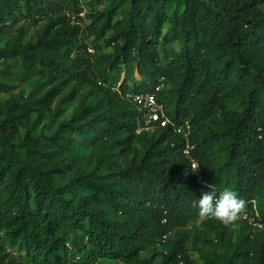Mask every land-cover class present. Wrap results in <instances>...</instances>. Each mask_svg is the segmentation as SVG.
Returning <instances> with one entry per match:
<instances>
[{"label": "trees", "instance_id": "trees-1", "mask_svg": "<svg viewBox=\"0 0 264 264\" xmlns=\"http://www.w3.org/2000/svg\"><path fill=\"white\" fill-rule=\"evenodd\" d=\"M80 12V0H0V25L16 13L45 22L36 42L23 44L20 32L11 46L0 48V58L20 59L30 71L47 68L65 82L84 81L92 65L71 57L73 49L86 47L80 26L72 22ZM105 16L107 29L114 30L109 66L134 62L150 80L130 90L108 84L104 76L107 86H98L97 104L83 106L74 123L61 124L49 137L33 134L28 116L35 110L12 101L0 119V228L38 264H92L101 258L153 264L155 255L143 260L140 255L157 245L167 248L163 264H198L190 258L188 234L177 230L196 219L216 221L199 215L202 192L211 190L209 185L217 195L235 190L251 213L264 185V0H126ZM161 37L182 41L163 67ZM167 79L175 83L173 110L163 91L159 100L174 121H190L192 154L204 185L193 175L183 139L171 127L157 128L152 137L138 134L140 112L123 97L128 91H154ZM233 102L239 108H231ZM208 121L215 127L205 134ZM20 125L27 130L16 143ZM78 131L93 132L132 157L112 165L102 157L97 169L110 168L109 174L77 172L58 184L59 159ZM143 140L141 151L132 148ZM257 208L264 219V207ZM240 222L248 232L221 264H264V232ZM75 232L82 235L77 251L68 245ZM217 237L229 238L225 232ZM8 255L0 245V264H13ZM203 264L218 263L214 258Z\"/></svg>", "mask_w": 264, "mask_h": 264}, {"label": "rangeland", "instance_id": "rangeland-1", "mask_svg": "<svg viewBox=\"0 0 264 264\" xmlns=\"http://www.w3.org/2000/svg\"><path fill=\"white\" fill-rule=\"evenodd\" d=\"M126 0H80L82 12L79 17H74L73 23L80 26L79 37L85 48H75L71 53V57L84 58L85 66L92 65V69L88 70L87 78L82 82H65V77H54L47 68L36 66L33 71L28 70L20 59L9 57L0 58V119L4 117L12 101L27 103L35 110L29 114V124H34L33 134L52 136L58 127L67 122L74 123V116L82 113L83 106L93 108L98 101L96 95L97 88L103 84L104 76L109 83H117L116 86H125L127 89H134L141 83H146L150 77L143 75L133 62L131 64H122L118 68L112 69L108 60L114 52V45L109 42V38L114 35L113 29L106 27V12L113 9L116 5H124ZM123 13L118 15L113 23L121 18ZM41 19L31 21L25 19L20 13H16L8 17L0 25V48L11 46L16 40L20 32L23 33L22 43L36 42L38 35L44 25ZM168 26V25H167ZM167 26L163 34L167 32ZM101 30L105 33L102 35ZM182 47L180 39L165 40L160 39L159 46V65L165 66L171 56L179 52ZM210 58L214 61V55ZM90 62V63H89ZM175 83L167 79L163 88V99L169 103V112L173 110ZM3 89H6L5 91ZM41 98L45 99V103L39 106ZM231 108H239V103H231ZM86 113V112H85ZM94 115H85L84 120H89ZM213 121H208L203 126L205 134H209L214 129ZM26 126L20 125L15 133V142L18 143L25 134ZM155 130L147 131L148 137L155 134ZM93 132L78 131L74 135V141L68 144L69 151L62 155L59 159L60 175L58 184H64L71 179L77 172L88 174L93 171L101 175L109 174L110 168H104L99 171L97 163L100 158L107 159V163L112 162L122 164L125 159L132 157V154L126 156L121 153V146L114 145L108 147ZM143 142H132V148L138 151L143 149ZM256 204L259 208L264 207V185L260 189ZM177 229L171 232L173 237ZM177 231L186 232L189 237L187 247L192 260L198 264H203L206 260L217 259V263L221 264L228 256L234 253L237 244L244 239V234L248 232L247 226L243 222H236L227 229L224 224L218 220L210 221L204 219L193 220L185 228ZM225 232L229 238L220 240L217 234ZM82 235L75 232L71 235L68 245L71 249L77 251L76 243L81 242ZM0 245H2L8 255V260L13 264H38L33 261V257L21 246L20 243H14L8 239L5 231L0 228ZM167 248L163 245L150 247L143 251L140 259L150 258L155 255L153 264H163L164 256ZM74 261V260H73ZM92 264H124L120 261L101 258ZM134 264H141L136 262Z\"/></svg>", "mask_w": 264, "mask_h": 264}, {"label": "built area", "instance_id": "built-area-1", "mask_svg": "<svg viewBox=\"0 0 264 264\" xmlns=\"http://www.w3.org/2000/svg\"><path fill=\"white\" fill-rule=\"evenodd\" d=\"M164 83L160 82L154 91L151 92H126L123 97L133 103L140 112V123L137 133L143 131L156 130L157 128L171 127L184 141L183 153L190 162L192 170L198 167L193 175L198 184L204 185V177L199 160L192 154L191 145L192 125L189 120L183 122L174 121L168 113L166 105L159 100L158 93L164 88ZM243 220L247 223L252 232H264V219L257 208L256 201L253 200V211L246 213Z\"/></svg>", "mask_w": 264, "mask_h": 264}, {"label": "clouds", "instance_id": "clouds-1", "mask_svg": "<svg viewBox=\"0 0 264 264\" xmlns=\"http://www.w3.org/2000/svg\"><path fill=\"white\" fill-rule=\"evenodd\" d=\"M198 167H194L193 172L197 171ZM202 192L197 206L199 215L202 218H210L218 220L224 225H233L240 221L247 211V202L241 198L235 190L225 188L219 195L215 189Z\"/></svg>", "mask_w": 264, "mask_h": 264}]
</instances>
